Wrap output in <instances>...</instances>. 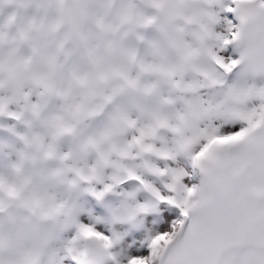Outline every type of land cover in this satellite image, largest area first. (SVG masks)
Instances as JSON below:
<instances>
[{"label":"clouds","instance_id":"clouds-1","mask_svg":"<svg viewBox=\"0 0 264 264\" xmlns=\"http://www.w3.org/2000/svg\"><path fill=\"white\" fill-rule=\"evenodd\" d=\"M32 2L26 16L0 0L17 5L0 22V264H116L117 234L154 203L131 177L167 166L147 146L183 155L202 126L264 103V0ZM230 23L238 63L223 72L213 51ZM218 152L204 166L258 200L264 126ZM206 191L224 199L216 179Z\"/></svg>","mask_w":264,"mask_h":264},{"label":"snow or ice","instance_id":"snow-or-ice-1","mask_svg":"<svg viewBox=\"0 0 264 264\" xmlns=\"http://www.w3.org/2000/svg\"><path fill=\"white\" fill-rule=\"evenodd\" d=\"M233 11L229 7L224 13L229 21L233 20ZM237 36L231 23L226 33L217 36L213 58L223 72H231L238 63L233 47ZM259 95L264 99V90ZM262 126L264 103L202 126L200 136L187 141L191 147L183 155L147 146L146 150L155 151L167 166H151L148 179L131 177L144 184L154 203L134 226L127 230L124 226L117 234L120 255L113 257L116 264H264V166L249 172L259 198L252 200L235 195L228 181L214 177L203 163L215 158L222 164L218 149L247 139ZM212 179L223 188L224 199L207 193L206 185ZM13 192L10 187L9 194ZM82 219L81 231L111 247L112 238L103 224L93 227L87 216Z\"/></svg>","mask_w":264,"mask_h":264},{"label":"rangeland","instance_id":"rangeland-1","mask_svg":"<svg viewBox=\"0 0 264 264\" xmlns=\"http://www.w3.org/2000/svg\"><path fill=\"white\" fill-rule=\"evenodd\" d=\"M18 3L22 4V5L25 4L23 7L19 8V11L21 14L26 15V16H30L33 13L32 12L33 11L32 10V4H34L36 6V3L32 2V0H18ZM15 10H17L16 4H13L11 6L3 8V10L0 11V22L4 21L7 18V16L10 15ZM0 133L3 135H6L3 132H0ZM6 151L11 152V149H6ZM13 155H14V153H13ZM13 155H12V158L14 157ZM0 162L4 163L3 160H0Z\"/></svg>","mask_w":264,"mask_h":264},{"label":"bare ground","instance_id":"bare-ground-1","mask_svg":"<svg viewBox=\"0 0 264 264\" xmlns=\"http://www.w3.org/2000/svg\"><path fill=\"white\" fill-rule=\"evenodd\" d=\"M35 9H36V6L34 4H32V10H33L32 12H34ZM9 122H11V121H9ZM19 130H22V127ZM0 136H4V135L0 133ZM13 156H14L13 158L15 159V154ZM3 165H4V163L3 162H0V170H3ZM97 210H99V209H96L95 211H97Z\"/></svg>","mask_w":264,"mask_h":264}]
</instances>
